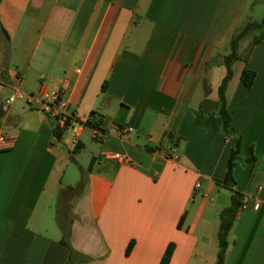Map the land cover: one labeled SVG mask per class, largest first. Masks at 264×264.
Listing matches in <instances>:
<instances>
[{"label":"crops","instance_id":"obj_1","mask_svg":"<svg viewBox=\"0 0 264 264\" xmlns=\"http://www.w3.org/2000/svg\"><path fill=\"white\" fill-rule=\"evenodd\" d=\"M253 1L0 0V135L14 137L0 150V264H159L169 244V264H216L233 136L244 207L223 264H264V38L232 67L233 134L219 107L203 111L219 101L223 56ZM244 68L255 71L250 87ZM43 88L87 120L75 146L37 99L3 111L13 92ZM87 128L90 169L64 187L66 155L85 147Z\"/></svg>","mask_w":264,"mask_h":264},{"label":"trees","instance_id":"obj_2","mask_svg":"<svg viewBox=\"0 0 264 264\" xmlns=\"http://www.w3.org/2000/svg\"><path fill=\"white\" fill-rule=\"evenodd\" d=\"M259 1L260 0H254L251 5H254ZM256 31L259 32L257 35H252L251 41L248 44L247 49L245 51L240 50L241 42L251 33H255ZM263 38L264 17L261 21L246 20L232 34L231 39L229 41L227 53L223 56V64L226 68V74L218 87V99L220 103L219 112L222 117V125L227 135H232L234 132L230 125V114L227 110L225 99V89L232 75L233 64L239 59H242L246 62L249 51L255 44L260 42ZM240 77L243 84L247 87H250L253 84L255 78V71L248 68H244L241 72ZM54 132L57 137H59L62 133V131L58 130H54ZM239 148L240 138L233 136L226 164V174L222 180L223 185L229 188L231 191V200L229 206L223 208L219 214L220 222L218 228V252L216 264H223L224 262L225 252L228 245L227 235L236 220L238 211L240 210L244 202V196L241 194V192L239 190L233 189L234 181L232 177V169L236 163V155L239 152ZM73 152H76V150H74ZM88 169H90V167H88ZM62 242L68 244L66 234L63 235ZM131 248L132 243L127 246L126 254L130 252ZM173 249V244H169L167 246L159 264H169Z\"/></svg>","mask_w":264,"mask_h":264},{"label":"built area","instance_id":"obj_3","mask_svg":"<svg viewBox=\"0 0 264 264\" xmlns=\"http://www.w3.org/2000/svg\"><path fill=\"white\" fill-rule=\"evenodd\" d=\"M26 98L31 101L37 99L41 103V111L49 120L53 122L54 129L58 131H67L70 136V142L72 146L78 143L79 137L83 130L84 125L87 123L86 119H81L75 110L71 108L70 103L66 97L63 96L60 90H48L40 89L37 94H25L19 90L10 94L2 103L3 111H7L10 104L16 99ZM132 131V127H122L119 129V134H125ZM14 143V137L12 135L1 134L0 135V150L9 149ZM169 158H175V155L171 153ZM199 187L196 184L195 189ZM261 205L260 202H256L253 206L254 209H258ZM244 207V205H242Z\"/></svg>","mask_w":264,"mask_h":264},{"label":"rangeland","instance_id":"obj_4","mask_svg":"<svg viewBox=\"0 0 264 264\" xmlns=\"http://www.w3.org/2000/svg\"><path fill=\"white\" fill-rule=\"evenodd\" d=\"M252 20L261 21L264 17V0H260L255 3L253 10L249 11ZM259 31L251 33L246 37L242 43H245L244 51L247 49L248 44L251 41L252 35H257ZM91 132L90 128L86 129V133L82 140L85 143V147L78 152H68L66 155V165L63 167L61 175V185L64 187H74L76 188L82 181L83 176L86 174V169L91 159V154L93 152L94 143L92 139L89 138ZM58 199H60V192L55 194L54 208L56 211Z\"/></svg>","mask_w":264,"mask_h":264},{"label":"water","instance_id":"obj_5","mask_svg":"<svg viewBox=\"0 0 264 264\" xmlns=\"http://www.w3.org/2000/svg\"><path fill=\"white\" fill-rule=\"evenodd\" d=\"M219 101L207 100L204 103L203 111L207 110H217L219 107Z\"/></svg>","mask_w":264,"mask_h":264}]
</instances>
